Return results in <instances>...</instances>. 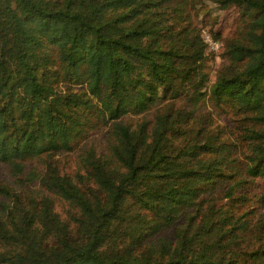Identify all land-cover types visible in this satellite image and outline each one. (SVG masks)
Returning <instances> with one entry per match:
<instances>
[{
    "label": "trees",
    "instance_id": "obj_1",
    "mask_svg": "<svg viewBox=\"0 0 264 264\" xmlns=\"http://www.w3.org/2000/svg\"><path fill=\"white\" fill-rule=\"evenodd\" d=\"M0 264H264V0H0Z\"/></svg>",
    "mask_w": 264,
    "mask_h": 264
},
{
    "label": "rangeland",
    "instance_id": "obj_2",
    "mask_svg": "<svg viewBox=\"0 0 264 264\" xmlns=\"http://www.w3.org/2000/svg\"><path fill=\"white\" fill-rule=\"evenodd\" d=\"M203 36H205V40H206V37L208 36L205 32L203 33ZM212 40V39H211ZM212 42L214 43V46H211L209 45L208 43V46H207V52H211L213 53L214 55V62L212 63L214 67L218 66V64L220 63V59L218 57L219 55V52H220V49H219V43L215 42L212 40Z\"/></svg>",
    "mask_w": 264,
    "mask_h": 264
},
{
    "label": "built area",
    "instance_id": "obj_3",
    "mask_svg": "<svg viewBox=\"0 0 264 264\" xmlns=\"http://www.w3.org/2000/svg\"><path fill=\"white\" fill-rule=\"evenodd\" d=\"M206 42L211 45V46H214V43L212 42V40L207 36L206 37Z\"/></svg>",
    "mask_w": 264,
    "mask_h": 264
}]
</instances>
